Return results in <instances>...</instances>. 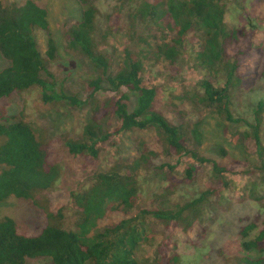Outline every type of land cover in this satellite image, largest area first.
<instances>
[{
  "label": "trees",
  "instance_id": "obj_1",
  "mask_svg": "<svg viewBox=\"0 0 264 264\" xmlns=\"http://www.w3.org/2000/svg\"><path fill=\"white\" fill-rule=\"evenodd\" d=\"M126 1L133 14L128 26L124 25L122 29H126L133 39L137 38L135 43L143 45L144 49H124L115 72H111L108 58L98 48L95 37L97 10L90 0H79V21L65 29L67 48L85 58L99 73L87 82L88 94L83 101L57 91L53 75L46 67V61L52 63L56 57V47L48 31L47 11L33 0L7 4L0 1V55L7 62L0 71V204L10 199L27 201L32 207L44 210L46 220V226L39 234L28 237L19 233L13 219L1 218L0 264H25L27 260L39 258L50 259V264H161V260H168L166 253L161 260L138 256L142 247L150 245L153 238L145 219L151 216L165 222L169 228L178 225L184 233L188 232L209 199L219 198L228 188L224 175L232 172L230 166L223 167L201 157L202 137L198 126L172 124L155 111L157 89L143 83L146 65L162 62L166 69L173 68L187 53L186 43L192 35L198 43L189 53L190 61L201 70L203 78L199 82L200 93L187 98L211 111L224 125L243 123L246 131L241 139L251 147H246L250 150L248 154L258 160L259 169L264 173L261 140L264 101H259L253 109L252 122L236 120L232 113L233 90L242 84L239 76L242 63L261 56L264 50V38L255 39V30H231L225 23L227 5L240 0ZM117 13L108 18L110 33L121 17ZM138 23L144 27V35L138 32ZM37 31L48 36L44 57L35 40ZM150 42H153L152 48ZM221 75L224 80L219 85L217 79ZM103 84L114 97L100 102L96 94ZM35 89L40 90L41 101L45 104L65 102L87 109L80 136L65 138L63 142L74 158L92 162L98 158L101 144L121 133L135 131L153 132L158 149H150L140 142L137 146L139 156L132 163L114 165L104 172L94 173L70 193L66 205L51 209L46 197L57 185L62 171L60 165L50 161L52 144L39 126L23 118L15 120L8 114L9 99ZM108 116L118 122L113 131L101 124L102 118ZM220 153L226 154L223 150ZM159 155L176 160L173 166L163 163L157 167L165 177L173 173L182 158L189 156L194 161V165L185 170L182 182L187 184L193 181L202 165H211L210 187L190 202L173 209L141 210L117 224L101 227L102 221L111 214L128 216L136 209L141 189L139 175ZM250 188L247 189L250 200L260 203L259 185L254 183ZM256 194L260 196L256 197ZM256 230L252 223L241 230L243 250H264V230L252 237ZM242 262L258 264L247 259Z\"/></svg>",
  "mask_w": 264,
  "mask_h": 264
},
{
  "label": "rangeland",
  "instance_id": "obj_2",
  "mask_svg": "<svg viewBox=\"0 0 264 264\" xmlns=\"http://www.w3.org/2000/svg\"><path fill=\"white\" fill-rule=\"evenodd\" d=\"M3 4L26 0H0ZM48 13L49 35L56 47L54 62L46 67L53 75L56 90L65 95L74 96L83 101L86 97L87 82L98 77L88 61L67 48L65 29L79 21V0H33ZM97 10L96 41L98 48L108 58L111 72H115L121 61L124 49H144L137 46L136 39L130 37L126 29L131 21L132 9L126 0H90ZM225 23L228 29L255 30V39L264 38V0H240L226 7ZM121 17L110 33L108 18ZM117 13V16L119 15ZM140 35L146 31L137 24ZM118 31V32H117ZM260 32V33H259ZM48 36L37 31L35 40L41 55L47 50ZM150 41H152L150 39ZM197 38L192 35L186 43L187 53L170 69L162 62L146 65L143 73V83L147 87L157 89L154 110L161 113L172 124L184 123L197 125L202 137L200 156L217 163L220 166L232 168L231 173L224 176L228 180V188L218 197H211L202 207L198 218L184 233L178 225L168 226L165 222L157 221L149 216L146 224L153 236L151 244L142 247L138 253L140 258L160 259L166 253L161 264H244L247 259L258 264H264V250L245 251L241 243V230L248 224H254L257 230H264V173L259 169L258 160L248 154L251 148L243 143L241 135L246 131L243 123L224 125L208 109L193 104L187 96L200 93L199 82L203 76L189 53L197 44ZM151 48L153 42H150ZM254 51V50H253ZM255 52V51H254ZM254 54V53H253ZM259 54V52H258ZM7 66L0 55V71ZM264 50L261 56L247 59L242 63L239 76L242 84L232 93V113L236 120L252 122V111L259 101H264ZM223 76H219L218 84H223ZM114 97L106 84L96 94L100 102ZM8 114L11 118L39 126L46 133L47 140L52 144L50 161L61 167V176L55 188L47 195L50 208L57 209L67 204L71 192L77 190L94 173L104 172L114 166H127L138 158L137 146L140 142L150 149H158L157 137L153 132L135 131L121 133L108 143L100 145L99 155L92 162L83 158H74L69 154L63 142L65 138L77 139L80 136L81 124L87 109L73 107L65 102L45 104L41 101L40 90L16 94L7 101ZM102 126L113 131L118 126L114 117L102 118ZM261 140L264 146V113L262 114ZM253 149H255L253 147ZM225 151V155L220 151ZM176 160L159 155L152 165L139 175L140 193L136 209L128 216L111 214L101 227L117 224L125 218L132 217L141 210L163 209L170 210L176 205L190 202L210 186L211 165L204 164L194 176L191 183L185 180V170L194 165L188 156L180 160L173 173L165 177L157 167L166 163L173 166ZM171 176L173 178H171ZM173 181H172V180ZM258 184L260 203L249 198L251 184ZM259 195V196H258ZM44 196V195H43ZM44 198V197H42ZM45 199V198H44ZM44 210L32 207L27 201L10 199L0 204V219L9 217L15 221L19 233L33 237L46 226ZM72 220L71 223H73ZM264 249V248H263ZM25 264H50V259L39 258L27 260Z\"/></svg>",
  "mask_w": 264,
  "mask_h": 264
}]
</instances>
